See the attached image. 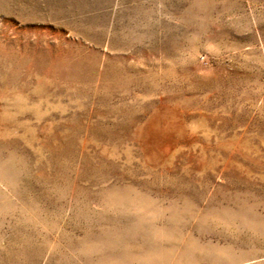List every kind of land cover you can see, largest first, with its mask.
Returning a JSON list of instances; mask_svg holds the SVG:
<instances>
[{
	"label": "rangeland",
	"instance_id": "rangeland-1",
	"mask_svg": "<svg viewBox=\"0 0 264 264\" xmlns=\"http://www.w3.org/2000/svg\"><path fill=\"white\" fill-rule=\"evenodd\" d=\"M0 264H264V0H0Z\"/></svg>",
	"mask_w": 264,
	"mask_h": 264
}]
</instances>
